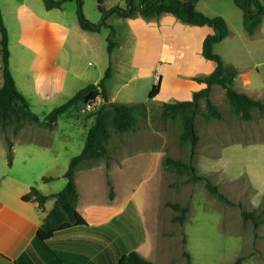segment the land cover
Here are the masks:
<instances>
[{
	"label": "rangeland",
	"instance_id": "1",
	"mask_svg": "<svg viewBox=\"0 0 264 264\" xmlns=\"http://www.w3.org/2000/svg\"><path fill=\"white\" fill-rule=\"evenodd\" d=\"M260 2L264 4V0ZM134 3L138 4V0ZM101 5L104 8L126 7L127 2L102 0ZM195 6L207 15H221L225 19L228 37L214 43L212 49L224 63L232 64L239 74H245V77H238L237 88L233 85L234 88L264 102V16L260 26L250 35L243 28L242 11L232 0H197ZM23 7L31 8L40 18L46 17L47 9L42 0H0L8 32L9 68L17 88L25 91L26 99L31 101V108L41 122L23 121L17 128L13 122H7L5 127L0 125V179L2 173L17 172L20 164L17 155L12 167L9 166L6 139L12 142L27 137L33 130L41 132L50 128L44 122L46 113L78 89L97 82L110 66L107 90L115 96L114 102L135 100L128 102L134 104L135 123L126 131H115L108 126L109 136L104 145L109 159L101 156L83 161L82 169L88 167L90 172H76L81 197L95 202L106 200L108 188L104 184L103 164L107 161L118 200L124 202L130 195L132 201L128 210L131 206L138 208L137 212H131V229L127 224V231L136 229L140 235L145 227L149 260L157 264H186L183 252H187L191 264H264V221L254 226L240 214L241 208H255L264 193V110L252 107L251 117L242 118L234 111L224 89L213 84L209 98L222 116L208 115L205 99H199L194 116L199 139L194 155L189 158V141L180 138L183 130L180 115H165L162 108L163 102L181 100L183 92H193L204 86L193 77L208 74L214 68L215 63L202 55V42L199 43V35L205 30V36L212 33V27L191 25L170 13H163L161 15L173 23L167 31V27L162 29L157 23L160 18L149 19L147 24L139 14L131 18L112 14L106 18L108 25H101L98 31H85L77 23L76 2L66 0L62 3L61 19L75 24L76 29L70 28L58 48L42 45L39 48L32 43L24 45L19 40L22 27L18 15L25 10ZM52 10L55 13L49 16L60 12ZM82 11L89 21L100 22L102 16L97 0H82ZM34 15L27 14L23 18L29 32L36 25ZM179 32L191 36L192 50L184 48ZM108 36L115 42L111 52L107 50ZM57 51L60 52L58 68L35 63L40 53L55 57ZM191 71L196 72L195 75L187 76ZM35 74L41 75L46 87L56 78L62 86L54 93L50 87L46 95L39 97L30 80ZM158 80L159 91L149 98L148 92ZM107 97L109 99L108 94ZM102 103V96H98L94 107L86 109L85 102L78 100L58 116V122L69 127L67 132L73 130L80 137L81 132L77 131L86 133ZM208 154L215 158L220 168L211 171L203 167L202 156ZM12 156L11 152V159ZM165 156L190 160L195 172L207 176L234 204L228 205L212 195L204 180L191 181L186 171L181 173L166 167L162 163ZM118 158L124 163L122 169L116 164ZM225 166L233 173L227 175L221 171ZM166 202L188 206L183 222L173 219L179 211Z\"/></svg>",
	"mask_w": 264,
	"mask_h": 264
},
{
	"label": "trees",
	"instance_id": "2",
	"mask_svg": "<svg viewBox=\"0 0 264 264\" xmlns=\"http://www.w3.org/2000/svg\"><path fill=\"white\" fill-rule=\"evenodd\" d=\"M66 0H42L46 9L61 8L62 3ZM76 2V19L79 27L87 31H98L100 26L105 24L106 18L109 15L119 17H130L135 13H139L144 18H150L161 15L162 13H170L180 21L193 25H209L213 32L207 34L202 41V55L212 60L215 65L211 72L203 76H194L193 78L204 84V86L192 92L191 98L184 100H175L173 102H163L162 108L165 115L175 117L180 115L183 123V130L180 133L182 140L189 141V158L195 153V143L199 139L196 133L194 116L197 112L198 101L200 98L205 99V107L207 114L215 118L222 116L221 111L211 102L209 93L211 86L217 84L224 89L225 95L232 104L234 111L244 119L251 117L250 109L258 107L264 110V102L255 99L244 92L236 90L233 86L234 77L237 74V69L232 64L224 63L222 57L213 51L212 46L224 39L228 34V26L225 19L221 15H207L199 11L195 4L197 0H138V4L134 0H126V7L118 5L104 8L101 5L102 0L98 1V9L101 12V20L95 24L89 21L82 11V0H74ZM233 3L242 11V25L248 34H253L255 29L260 25L264 16V4L260 0H232ZM107 50L115 45V42L107 37ZM9 48H8V32L3 23L2 13L0 10V125L5 127L7 122H13L14 127H20L23 121L32 123L41 122V118L31 110L30 104L26 97L17 88L13 75L9 68ZM111 76L110 66L105 69L103 76L96 83H89L78 89L72 96L68 97L63 103L54 106L44 116L45 123L48 127H52L57 121L58 116L73 106L78 100L83 102L101 95L103 103L94 113V121L89 126L83 146L78 154L70 157L67 169L63 176L66 178L64 186L57 192L52 194H43L35 186H31L29 191L22 195L24 200H35L39 205L48 197H53L54 202L52 207L44 215L41 224L37 230L36 237L40 240L47 239L53 232L68 228L75 224H85V219L76 209L78 199V191L75 184L74 173L76 167L83 161L97 159L104 156L109 159L106 147L104 145L109 136L108 126L111 125L115 131H126L133 127L135 123V115L133 113V105L130 103H118L109 100L106 94V80ZM160 80L157 84L152 85L148 92V97L153 98L159 91ZM12 142L6 139V156L7 161L11 163ZM162 163L168 167L175 169L178 172H187L188 179L196 181L204 180L207 190L224 203L233 205L227 196L218 190L216 184L204 175H199L195 172V167L190 160L184 161L181 159L165 156ZM109 163L105 162V176L108 188L109 198H113V184L108 176ZM44 180L50 177L43 176ZM174 210H178L179 214L173 217L174 220L183 222L185 213L188 210L187 205H180L177 202H166ZM240 205V203H238ZM240 214L243 219L251 220L256 226L264 221V193L262 194L260 203L253 209L248 210L241 208ZM187 257V263L190 262V255L183 252ZM116 264H157L141 256L136 250H130L121 255ZM165 264H174L168 262Z\"/></svg>",
	"mask_w": 264,
	"mask_h": 264
},
{
	"label": "crops",
	"instance_id": "3",
	"mask_svg": "<svg viewBox=\"0 0 264 264\" xmlns=\"http://www.w3.org/2000/svg\"><path fill=\"white\" fill-rule=\"evenodd\" d=\"M22 1L20 0V2ZM27 7H23L22 9L25 10L18 15L22 27L20 28L19 40L24 45L32 43L35 44L34 47L42 45L50 49L58 48V44L65 38L66 34L68 35L70 28L76 29L75 24H68V21L61 19L60 13H63L61 10L63 7H55L60 12L53 14L54 16H49L50 13H55L52 10L54 8L47 9L44 18L34 15L32 9ZM27 14L28 16L34 15L36 18V25L30 32L26 29L27 25L23 21ZM137 14L139 13L134 15ZM153 18H160L157 23L160 24L162 29L167 27V31H169L170 25L173 24L170 18L166 19L163 15L144 18V21L149 24V19ZM139 19L141 18H137L138 21L143 20ZM193 32H197V30H193ZM206 32L205 30L204 33L206 34ZM204 33L199 35L200 44L205 36ZM179 34L184 48L192 50L191 36L184 32H179ZM59 57V51H57L55 57H53V54L40 53L35 63H40L41 66L43 64L51 65L50 68H53V66L58 68L57 60H59ZM195 73L191 71L187 76L192 77ZM239 76L245 77V74H239L237 69L233 82L235 87ZM30 80L33 91L39 97L46 95V91L50 87L54 93L62 86L59 79L56 78L51 86L46 87L43 84L41 75L36 74L32 75ZM106 92L109 99L116 101L115 96L109 93L107 87ZM21 93L25 96V91L21 90ZM191 95L192 91L188 90L183 92L180 99H189ZM28 102L31 108V101L28 100ZM68 128V126L60 124L57 119L50 128H46L41 132L33 130L28 133L27 137L12 140L13 156L9 166L12 167L14 158L17 155L20 164L17 172L2 173V179H0V264H116L118 258L130 250H136L141 256L149 260V247L145 246L147 238L145 227L141 229L140 235L137 234L136 229L127 231V224L131 229V223L129 222L131 212L132 210L137 212L138 208L137 206H131L128 210L129 203L132 201L130 195L126 197L124 202L118 200L115 185L110 175L111 167L108 168V173L113 184L114 196L109 198L106 195V200L95 202L93 199L88 200L81 197L76 172L90 171L88 167L82 169L80 163L74 173L78 191L76 209L86 223L57 230L45 240L37 239V230L44 215L52 207L54 198L48 197L42 205H39L35 200L22 199V195L27 193L31 186H35L41 193L46 195L55 193L64 186L66 178L63 174L67 169L69 159L80 152L88 130L87 128L86 133H84V130L77 131L78 133L81 132L79 137L76 132H72L73 130L67 132L69 131ZM58 130L62 131L59 132ZM118 159L119 162H115L119 165L118 168L122 169L124 163L121 158ZM214 159L210 154L203 155V167L211 171L220 168ZM103 167L105 169V163ZM221 171L226 172L227 175L233 173L229 166H225L224 170ZM43 176L50 177V179L44 180ZM104 184L107 187L105 170Z\"/></svg>",
	"mask_w": 264,
	"mask_h": 264
},
{
	"label": "built area",
	"instance_id": "4",
	"mask_svg": "<svg viewBox=\"0 0 264 264\" xmlns=\"http://www.w3.org/2000/svg\"><path fill=\"white\" fill-rule=\"evenodd\" d=\"M98 96H101V95H97L96 97L92 98V99H89L87 101H85V108L86 109H91L94 107V105L96 104L97 100H98Z\"/></svg>",
	"mask_w": 264,
	"mask_h": 264
}]
</instances>
